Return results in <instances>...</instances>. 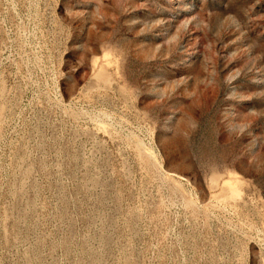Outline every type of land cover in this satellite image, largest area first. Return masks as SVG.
<instances>
[{
  "label": "rangeland",
  "instance_id": "1",
  "mask_svg": "<svg viewBox=\"0 0 264 264\" xmlns=\"http://www.w3.org/2000/svg\"><path fill=\"white\" fill-rule=\"evenodd\" d=\"M0 264H264V0H0Z\"/></svg>",
  "mask_w": 264,
  "mask_h": 264
}]
</instances>
